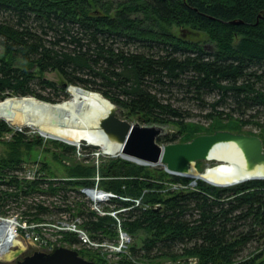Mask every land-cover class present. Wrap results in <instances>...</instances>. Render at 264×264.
<instances>
[{
    "label": "trees",
    "instance_id": "16d2710c",
    "mask_svg": "<svg viewBox=\"0 0 264 264\" xmlns=\"http://www.w3.org/2000/svg\"><path fill=\"white\" fill-rule=\"evenodd\" d=\"M263 11L264 0H0V47L4 50L0 99L34 96L51 101L32 87L55 88L36 73L57 72L66 83L61 91L73 85L99 92L129 116L150 125L174 124L187 133L184 113L171 100L180 93L183 99L207 106L208 120L234 121L232 132L252 124L264 131V122L258 121L264 115V13L258 17ZM173 26L195 36L183 37L181 31L173 35L169 31ZM205 39L212 49L201 44ZM17 59L26 67L16 66ZM210 95L216 98L207 103ZM2 120L0 139L12 132ZM220 129L229 128L221 125ZM25 138L14 132L16 144L25 143ZM158 140L166 142V137ZM34 144L42 146V141ZM64 149L74 152L70 146ZM110 161L103 166L102 176L113 179L101 188L134 200L148 190L138 206L118 198L109 202L115 210L130 208L122 214L126 232L147 235L141 246L133 245L129 256L116 264H153L134 262L140 257L179 260L180 264L190 258L197 264H264V250L252 257L243 254L256 236L264 237V180L224 188L198 181L196 190L168 192L163 198L158 192L163 184L142 167L121 159ZM0 165L4 179L0 186L14 191L0 196V214L9 212L8 201L18 202L27 223L41 224L49 214H64L68 220L79 218L95 241L116 238V221L92 211L77 189L93 183L27 182L4 170L13 169L18 161ZM171 181L191 182L177 176ZM44 195L55 200L45 204L29 199ZM61 237L69 245H81L72 232L63 231Z\"/></svg>",
    "mask_w": 264,
    "mask_h": 264
},
{
    "label": "rangeland",
    "instance_id": "374dc122",
    "mask_svg": "<svg viewBox=\"0 0 264 264\" xmlns=\"http://www.w3.org/2000/svg\"><path fill=\"white\" fill-rule=\"evenodd\" d=\"M115 8H116V2H115ZM116 11V10H115ZM112 13H114V9H112ZM183 28L173 26L172 28H169V31L173 35H179L180 31ZM204 47H206L207 50L212 49L213 44L208 41V39H205L201 42ZM4 56V50L0 47V58ZM16 66L19 67H26L25 63H23L22 60L17 59L15 62ZM38 72V71H36ZM37 77H41L42 79H45L49 82H53L55 84V88L52 89H46L43 87H40V85L33 86V90L40 94L44 98L51 99V101H44L36 98L39 101L55 105L60 104L64 102H68L72 95H71V87H78L69 85L64 91H61V88L66 84L65 81L62 80V78L59 76L57 72H45L43 74L36 73ZM80 89V87H78ZM83 89V88H81ZM85 91L92 92L89 90L84 89ZM102 96L101 93L95 92ZM175 97L171 100L174 105L179 107L181 111L184 113V120L187 124V133L184 131V133L181 131V129L174 125H163L164 128L163 133L160 135L161 138L166 137V142L159 141L162 145L167 144H176V143H187L190 142L193 138L200 136V135H209L213 134L215 131L221 130L220 126H228V130L225 131H231L233 128L234 121H210L206 118V114L209 112V108L205 106L202 107L200 103L195 102L193 100H186L183 99L184 96L180 93H177V95H174ZM12 98H21V97H15L11 96ZM26 97H33L34 96H26ZM103 97V96H102ZM164 97V96H163ZM165 99L167 97H164ZM216 96H207L206 102L211 103L213 99H215ZM1 100V99H0ZM109 101V100H108ZM117 107V106H116ZM222 110V109H221ZM225 110V109H224ZM75 114V113H72ZM76 115V114H75ZM67 116V115H66ZM261 117L258 119L261 123L264 122V115H260ZM117 117L121 120H124L128 123H136L138 122L142 126H148L150 125V122H146L145 119H140L137 116H129L125 111L119 109L117 107ZM68 122L70 123H79L78 119L74 117L73 115L67 116ZM2 120V118H0ZM4 121V120H2ZM12 130L11 133L5 134L0 139V162L1 161H18V165L16 167H13V169H4L5 171H8L12 176H15V178L19 179H26L28 182L33 181L32 177H39L41 176L42 179L45 181H51V180H73V181H79V182H91L94 186L95 184L100 185L104 182H108L112 177H104L102 176L103 172V166H107L109 162H111V159H121L122 161L129 162L131 164H134L136 166L142 167L144 172L148 173L147 175L150 176L153 180H155L157 183L163 184L164 188L160 192L161 196L167 195L168 192L170 193H177L181 191H188V190H196L198 185L197 182L195 185H191V182L187 185L181 184V183H173L171 181L173 176H177L174 174H171L167 172L161 164H140L134 161H130L127 159L122 158L121 156H111L108 154H105L103 152V149L99 146H94L91 144L86 143L85 141H81L78 145L79 148H76L77 146L74 145H68L58 140L48 139L42 137L35 129L32 127H18L14 125H9L6 123ZM84 125V124H81ZM14 132H21L25 135V143L16 144V141L14 140ZM233 133H240L245 135H252V136H258L263 141V147H264V131L259 129L255 125H247V126H241L236 128V132ZM188 134V135H187ZM187 136V138H185ZM159 137V138H160ZM39 140L42 141V146H37L34 143L38 142ZM28 142H31L33 145L28 146ZM70 146L74 148V152L70 153L68 151H64V147ZM83 147L88 148L87 152L83 150ZM209 163L212 165V167L216 166L217 163L213 160L211 161H199L196 164V168L198 170H202L205 165ZM45 166V167H44ZM79 169V170H78ZM0 171H2L1 165H0ZM88 171V172H87ZM79 172V173H78ZM87 172V173H86ZM77 174H79L77 176ZM82 174V175H81ZM87 174V175H86ZM89 174V175H88ZM181 177L182 176H177ZM204 182L203 180H199ZM206 183V182H204ZM209 186L216 187L213 185H210L206 183ZM240 184V183H239ZM234 185H238L234 184ZM233 185V186H234ZM21 187V186H20ZM86 187V186H82ZM82 187H78L77 189L80 191ZM231 187V186H228ZM101 188V187H100ZM216 188H224V187H216ZM20 189V188H19ZM102 190H105L106 192L112 193L115 195V198H118L123 201H134L133 198L125 195H119L116 194L106 188H101ZM124 189V186H123ZM13 193V189L10 187L0 186V196L5 197V193ZM18 192V190H17ZM148 190H143L139 200L141 202V199H143L144 194L147 193ZM69 195H72L75 198V194L73 192L69 193ZM32 200H36V202H39V200H42L45 202V204H49L53 202L55 199L50 198L48 195H44L41 197L38 196H32ZM19 203L21 202V199L18 200ZM9 204L6 207L7 210H9V213L18 215V217L23 221V217L21 216L20 210L17 207L18 202L15 203L13 201H8ZM157 206V205H156ZM98 209H93L96 214L99 216H110L108 214L104 215V212L106 213H115V217L110 216L111 218H114L116 221L122 222L124 220V217L122 214L124 211L115 210L113 205H110L107 203H102L97 205ZM126 211V210H125ZM103 213V214H101ZM43 224H41L38 229H35L38 235L40 236V239L42 240V245L33 244L27 241H23L21 239L20 244L18 246H23L25 250V255H31L36 250L37 251H43L46 253H49L52 251L53 246H62L65 248H69L72 250H76L79 255L86 260L96 262V264H116L123 256H129L130 248L137 244L138 246L142 245V241L147 237V235L143 232H139L135 235L128 234V237H130V242L128 244L129 251L127 249V253H119L116 252L114 249L109 248L108 246H117L119 243V231L118 227L117 229V235L114 239H105L106 241L103 242L107 245V247H93V246H85L83 244L76 246V245H69L65 243L61 237V233L64 231V229L68 230V232H71L73 230V225L77 224L80 225L79 221H72V223H66L68 221L67 215L61 214L58 217L51 216V214L45 216ZM70 222V221H68ZM123 229V228H122ZM124 231V230H123ZM262 250H264V237L256 236L254 240L249 242L243 252L244 256H254L256 254H259ZM96 259V260H94ZM5 261V260H4ZM104 261V262H103ZM135 261H141L144 263H153L156 264L158 262H164L168 264H180V261L177 260V262L170 261V260H155V261H148L145 259L134 258ZM100 262V263H99ZM184 263L185 261H181ZM6 264H16L15 262H3ZM184 264H197V260L195 258H190L186 261Z\"/></svg>",
    "mask_w": 264,
    "mask_h": 264
},
{
    "label": "water",
    "instance_id": "95a60500",
    "mask_svg": "<svg viewBox=\"0 0 264 264\" xmlns=\"http://www.w3.org/2000/svg\"><path fill=\"white\" fill-rule=\"evenodd\" d=\"M263 13L264 11L258 17ZM181 33L183 37L189 33L195 36L187 29H182ZM7 98L12 97L5 96L1 100ZM108 102L112 108L100 120L98 127L108 140L121 146L123 155L134 158L135 161H143L142 163L161 164L167 172L177 176H188L196 170L197 162L211 161V152L216 146L226 145L236 156V167L247 175L248 179L245 181L264 180V147L258 136L218 130L213 134L197 136L187 143L161 145L158 138L164 131L162 126H142L138 122L131 124L121 120L117 117V107ZM256 173L259 175L254 176ZM5 259L16 264H96L81 257L76 250L62 246H53L49 253L35 251L31 255H25L23 247H17Z\"/></svg>",
    "mask_w": 264,
    "mask_h": 264
},
{
    "label": "bare ground",
    "instance_id": "6f19581e",
    "mask_svg": "<svg viewBox=\"0 0 264 264\" xmlns=\"http://www.w3.org/2000/svg\"><path fill=\"white\" fill-rule=\"evenodd\" d=\"M70 92L72 97L68 102L55 105L33 97L0 100V118L9 125L32 127L44 138L74 146L85 141L101 147L105 154L121 156L143 164V161H135L134 158L123 155L121 146L108 140L99 129L100 120L106 117L112 108L108 101L93 91L85 92L77 87H71ZM70 114L84 125L69 123L67 116ZM211 160L217 165L212 167L207 163L201 171L196 168L192 174L182 177L190 179L191 185L203 180L216 187L233 186L248 179L247 175L241 173L236 167L234 163L236 156L228 146H216L211 152ZM257 175L259 174L256 173L254 176ZM16 243L20 244L19 241Z\"/></svg>",
    "mask_w": 264,
    "mask_h": 264
},
{
    "label": "built area",
    "instance_id": "2783aa9c",
    "mask_svg": "<svg viewBox=\"0 0 264 264\" xmlns=\"http://www.w3.org/2000/svg\"><path fill=\"white\" fill-rule=\"evenodd\" d=\"M19 179V178H18ZM42 179L41 176L39 177H32V180ZM25 180L26 179H20ZM4 181L3 179V172L0 171V182ZM7 181V179H5ZM28 182V181H27ZM86 200L90 202L91 210L98 209L97 205L102 203H109L111 199L115 198V195L109 192H106L105 190H102L98 184H95L94 186H86L82 187V189L79 191ZM99 193V194H98ZM135 206L140 205L139 200H134ZM130 208H123L121 211L129 210ZM103 214V213H101ZM108 214L112 217H115V213H106L104 212V215ZM114 219V218H113ZM115 220V219H114ZM24 222L18 217V215H13L11 213L7 214H0V262L3 261L4 257L9 254L17 245V241H27L33 244L42 245V240L40 239V236L36 232L35 229H38L41 224L37 223H27L23 219ZM70 221V222H68ZM66 223H72V221H81L79 218H76L74 220H68ZM116 221V220H115ZM82 221L80 222V224ZM116 227H118L119 231V243L117 246H108L109 248L114 249L116 252L119 253H127L128 244L130 242V237H128L127 232L122 229L121 222L116 221ZM124 230V231H123ZM64 231H68L64 229ZM72 233L76 234L78 240L81 242V244L85 246H93V247H107L106 244L103 242H98L93 239H91L90 235L85 231V229L80 225H73ZM19 241V242H20Z\"/></svg>",
    "mask_w": 264,
    "mask_h": 264
}]
</instances>
